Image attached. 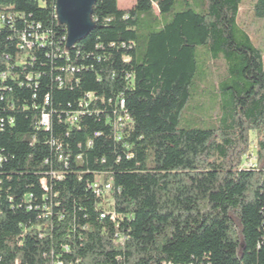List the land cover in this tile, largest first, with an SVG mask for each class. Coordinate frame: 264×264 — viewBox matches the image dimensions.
<instances>
[{"label": "trees", "instance_id": "16d2710c", "mask_svg": "<svg viewBox=\"0 0 264 264\" xmlns=\"http://www.w3.org/2000/svg\"><path fill=\"white\" fill-rule=\"evenodd\" d=\"M240 3L96 0L94 29L67 49L55 0H0V264H264V52ZM215 60L216 123L180 127ZM122 111L132 124L116 132ZM99 173L115 223L90 188Z\"/></svg>", "mask_w": 264, "mask_h": 264}, {"label": "rangeland", "instance_id": "374dc122", "mask_svg": "<svg viewBox=\"0 0 264 264\" xmlns=\"http://www.w3.org/2000/svg\"><path fill=\"white\" fill-rule=\"evenodd\" d=\"M254 2L255 0H241L237 24L247 32L252 43L264 52V17L258 18L254 16ZM134 3L135 0H117V6L120 9L131 8ZM174 8L177 9L178 5H175ZM154 11L158 14L156 5H154ZM202 50V47L198 48V52ZM200 64H202L201 61H199ZM225 74V64L222 60L210 62L207 77H201L202 79L199 82V93L191 98L183 112L180 127L205 128L214 126L220 112L218 102L221 99V95L218 83ZM249 140L250 147L248 154H252L251 161L254 162L256 154V135L254 132L250 133ZM248 165H250L249 162Z\"/></svg>", "mask_w": 264, "mask_h": 264}, {"label": "built area", "instance_id": "2783aa9c", "mask_svg": "<svg viewBox=\"0 0 264 264\" xmlns=\"http://www.w3.org/2000/svg\"><path fill=\"white\" fill-rule=\"evenodd\" d=\"M41 2H43L44 0H40ZM6 19V17H4L3 15H0V21H4ZM7 19L11 20L10 16L7 17ZM35 41H41L40 44H42V36H34ZM21 41L23 42V45L21 46V48H30L33 46V42L31 40H27L25 34L21 35ZM6 74L1 73L0 74V78H5ZM92 98V94H87V99H91ZM86 99V100H87ZM124 99L119 97L118 100V106L120 107L121 110L124 109ZM77 115L73 114L72 116H70L67 121L70 124H75L77 121ZM132 124V118L129 115V113H127V111H122L120 113H118L116 115V120L113 122V127L115 129L116 132L118 131H123L124 128H130ZM41 126H43L45 129L49 128V116L47 114H42L41 116ZM121 137V135L118 133L116 134V138L119 140ZM251 154H246L245 158L243 160L242 166L243 168H251L254 166V163L251 161ZM58 160L63 162L65 161V158L62 157L61 155L58 157ZM248 162L250 165H248ZM244 164V165H243ZM51 177L52 178H56L58 180L62 179L63 177V173L62 172H51ZM41 186L42 188L47 191L48 190V186H47V180L46 178H42L40 180ZM90 188L94 191V193L96 194L97 197H99L101 199V205H103V207L105 209H109L108 211H106L105 213H101V218H104L105 215H109L110 216V220L112 222H116V219L118 217V215L115 213V211H113L112 209V205L114 202V196H113V182L112 179L109 178H105V175L102 173L96 174L94 176L93 181L90 183ZM29 209L32 208V205L28 206ZM49 210V209H48ZM118 225V224H116ZM119 241H122V239L120 238ZM66 250L68 249L67 246L64 247ZM54 264H61L59 261L55 262ZM170 264V263H167Z\"/></svg>", "mask_w": 264, "mask_h": 264}, {"label": "water", "instance_id": "95a60500", "mask_svg": "<svg viewBox=\"0 0 264 264\" xmlns=\"http://www.w3.org/2000/svg\"><path fill=\"white\" fill-rule=\"evenodd\" d=\"M96 0H55V14L59 24L65 26V47L71 49L95 27L92 7Z\"/></svg>", "mask_w": 264, "mask_h": 264}]
</instances>
